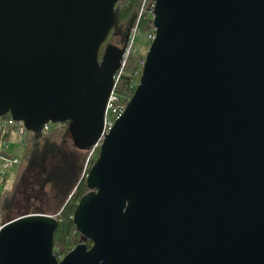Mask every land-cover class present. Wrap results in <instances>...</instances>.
Here are the masks:
<instances>
[{"label":"water","instance_id":"1","mask_svg":"<svg viewBox=\"0 0 264 264\" xmlns=\"http://www.w3.org/2000/svg\"><path fill=\"white\" fill-rule=\"evenodd\" d=\"M124 0H0V118L102 137L127 47ZM140 84L74 214L92 242L61 260L59 221L4 224L0 264H264V0H157Z\"/></svg>","mask_w":264,"mask_h":264},{"label":"trees","instance_id":"2","mask_svg":"<svg viewBox=\"0 0 264 264\" xmlns=\"http://www.w3.org/2000/svg\"><path fill=\"white\" fill-rule=\"evenodd\" d=\"M156 1L124 0L117 3L116 24L100 49L101 60L107 47L128 48L129 40L135 35L115 91L121 104L132 99L140 84L146 52L143 50L145 44L140 48L137 37L140 30L146 33L147 39L155 34L153 12ZM150 44L148 39L147 45ZM11 118L10 115L0 118V141L9 142L16 131L15 127L2 124ZM22 143L20 164L13 179L10 180L9 174L3 179L5 189L0 192V221L6 224L27 215H47L45 203L54 201L60 207L54 216L59 221L54 237L56 257H65L80 244L91 247L92 242L78 232L73 219L82 197L90 192L86 178H80L90 148L80 149L75 144L69 123L52 125L48 131L40 133L28 132ZM23 199V208L27 211L22 208Z\"/></svg>","mask_w":264,"mask_h":264},{"label":"built area","instance_id":"3","mask_svg":"<svg viewBox=\"0 0 264 264\" xmlns=\"http://www.w3.org/2000/svg\"><path fill=\"white\" fill-rule=\"evenodd\" d=\"M149 38L151 42L155 39V34L154 35H149ZM135 42V35L129 40V45L125 54V59L129 54V51L133 47ZM145 64V62H144ZM125 65V61H124ZM124 67V66H123ZM122 67V69H123ZM122 69L117 73L115 77V85L113 88V91L108 99L107 106H106V111H105V119H104V129L102 133L101 139L93 145L90 150H89V155L87 158V165L85 169V178L88 177L90 170L94 166V162L97 161V158L99 157L101 147L103 144V141L105 137L111 132L113 129L114 125L116 122L124 115L125 110L130 102V99L126 100L123 104L119 103V99L116 94V87L120 78V74ZM3 125H8L10 127H15L16 128V133L20 137H24L29 131L26 129L25 124L23 122H18L15 121L13 118H11L9 121H3ZM53 124L49 123L44 126L43 131H48L50 127ZM8 142L5 141H0V149L5 150L8 149ZM4 161V164H1V161ZM96 163V162H95ZM20 164V159L16 157H8L4 152H1L0 154V186L2 183V179L9 174V170L13 165H19ZM4 224L0 221V232L3 228ZM62 258H58V260H61Z\"/></svg>","mask_w":264,"mask_h":264},{"label":"rangeland","instance_id":"4","mask_svg":"<svg viewBox=\"0 0 264 264\" xmlns=\"http://www.w3.org/2000/svg\"><path fill=\"white\" fill-rule=\"evenodd\" d=\"M145 37H146V33L143 30H140L139 33H138V37H137L138 44H139L140 48H142L141 46H143L145 44V47H144L143 50H144V52L147 53V51H148V49H149L151 44L149 46L147 45L148 44V39L150 40V38H149V36H148V39L145 38ZM20 142H21V137L16 132H14L13 135H12L11 141H9V143H8L9 148L5 149V150H1L0 149V154H1V152H4V153H6L8 155L15 156V157L18 158V156L20 155V153L23 150V147L20 145ZM70 142L73 143V140L70 139ZM15 143H17V144L15 145ZM16 150H18V151L16 152ZM87 154H89V152ZM1 164H4L3 160L1 161ZM86 165H87V161H86L84 169L81 171L80 178H83V179L85 178ZM17 168H18V165H13L11 167V169L9 170L10 180L13 179ZM1 189H2V191L5 189V186H3V184L1 185ZM39 204L40 203L37 202L36 203V207L39 208V206H40ZM45 204H46L45 205L46 214L49 215V216H56V214L59 212L58 210H59L60 207L58 208L57 207L58 205H56V203L54 201H48V203H45ZM21 205H22V208H23V206L25 205L24 199L22 200ZM23 210L27 211V210H25V208H23ZM59 258H63V257L61 256Z\"/></svg>","mask_w":264,"mask_h":264},{"label":"crops","instance_id":"5","mask_svg":"<svg viewBox=\"0 0 264 264\" xmlns=\"http://www.w3.org/2000/svg\"><path fill=\"white\" fill-rule=\"evenodd\" d=\"M12 138V137H11ZM22 137H21V142H20V145L23 147V143H22ZM10 141H11V139H10ZM9 143V142H8ZM17 143H15V145H16ZM9 148V147H8ZM18 150H16V152H17ZM22 153V152H21ZM21 153H20V155H21ZM6 154V153H5ZM17 154V153H16ZM8 157H15V156H11V155H8V154H6ZM20 155L18 156V158L20 157ZM17 158V157H16ZM4 179V178H3ZM3 179H2V183H1V185L3 184V186H5V184L3 183ZM2 191V189H1V186H0V192Z\"/></svg>","mask_w":264,"mask_h":264}]
</instances>
